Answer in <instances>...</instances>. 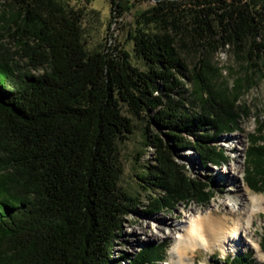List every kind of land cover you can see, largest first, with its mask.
Here are the masks:
<instances>
[{
	"label": "trees",
	"instance_id": "obj_1",
	"mask_svg": "<svg viewBox=\"0 0 264 264\" xmlns=\"http://www.w3.org/2000/svg\"><path fill=\"white\" fill-rule=\"evenodd\" d=\"M120 1L110 0L117 16ZM9 2L0 12V264L163 262L165 243L109 258L128 203L139 205L119 186L117 142L134 129L124 110L145 118L143 147L153 155L137 176L155 189L143 209L209 203L211 187L175 153L190 149L202 166L227 162L215 140L240 131L251 111L239 99L264 78V0L155 3L130 35L144 69L117 44L87 51L80 17L59 0ZM188 45L198 54L192 67L180 54ZM227 47L249 69L231 88L210 59ZM243 163L245 185L264 193V114ZM211 258L254 264L251 252Z\"/></svg>",
	"mask_w": 264,
	"mask_h": 264
},
{
	"label": "rangeland",
	"instance_id": "obj_2",
	"mask_svg": "<svg viewBox=\"0 0 264 264\" xmlns=\"http://www.w3.org/2000/svg\"><path fill=\"white\" fill-rule=\"evenodd\" d=\"M9 1L0 0V12L7 8ZM59 1L65 3L67 8L76 12V15L78 14L80 17L79 24L82 41L87 51L99 50L104 45L113 47L117 44L123 51L128 53L129 60L134 66L139 69L146 67L143 61L136 56L130 35L134 34L136 28H138L137 15L151 8L155 4L154 2L151 0H121L120 3L124 10L120 13V16H117L118 14L111 11L110 0ZM115 10L117 11L118 9L115 8ZM261 40L264 41V36H262ZM2 43L9 49V55L18 60V56L13 54L16 51L13 44L8 41H3ZM180 54L186 59L189 67H192L198 59V54L192 45L182 48ZM210 59L214 66L221 70V78L225 80L228 88H231L236 76H244L249 70L248 68L245 69V65L240 59L236 60L229 47L211 54ZM260 68L262 70L261 73L264 74V62L260 63ZM186 88L190 90L191 86L186 84ZM238 103L245 104L251 112L247 118L240 121V131L224 134L215 140V144L228 155V160L223 166L200 165L196 158L197 156L190 149L175 153L176 162L185 166L192 178L200 182V184H206L211 187L213 198L207 204H198L196 202L180 204L173 211L150 212L143 209V206L151 204L152 201L149 200V197L154 194L155 189L149 184L141 182L137 176L143 175L145 166L152 164L153 155L150 148L143 147L145 118L143 115L136 118L124 110V114L131 119L134 129L127 140L117 142L118 165L121 170L119 186L128 195L137 196L139 205L135 206L131 202L128 203L127 209L129 213L122 218L117 233L119 238L114 241L115 246L109 252L110 259L118 258L125 254H136L149 244L158 245L165 243L167 247L165 258L163 262L158 264L168 261L174 243L173 234L163 226V222H155L153 219L167 220L171 226L178 227L185 221L189 213L195 214L198 212L203 214L214 210L215 216H221L224 205L230 204L228 195L230 194L229 187L231 182L224 172L225 167H234L239 163L241 167L239 176L246 190L254 196H262L264 198V193L251 191L243 181L244 151L247 147V138L255 129L256 119L264 114V78L259 79L255 87L241 96ZM237 136L242 138L243 146L241 148L234 147L236 145L235 137ZM148 183L153 182L148 180ZM253 225L250 228V234L245 235L246 238H244L248 242L244 243L243 240L241 242L244 245H238V248L235 246V250L232 249L226 253L218 249L209 252L200 248L194 252L191 258L192 264H210L212 256L223 260L225 257H233L247 252L252 253L254 264H264V251L259 247L264 229V212L254 214ZM157 227H162V231L158 232ZM133 233L136 235H133Z\"/></svg>",
	"mask_w": 264,
	"mask_h": 264
},
{
	"label": "bare ground",
	"instance_id": "obj_3",
	"mask_svg": "<svg viewBox=\"0 0 264 264\" xmlns=\"http://www.w3.org/2000/svg\"><path fill=\"white\" fill-rule=\"evenodd\" d=\"M235 140L234 147L241 148L242 138L237 136ZM240 168L238 163L234 167L223 169L231 185L228 195L230 204L224 205L221 216H215L214 210L203 214L189 213L178 227L171 226L167 220L153 219L155 222H163V226L173 234L174 243L170 259L163 264H192L191 258L200 248L209 252L218 249L226 253L235 246L238 248V245L242 246L248 242L244 239L245 235H249L250 228L254 226V214L264 212V198L254 196L246 190L239 176ZM157 230L162 231V227H157ZM242 240L244 243H241Z\"/></svg>",
	"mask_w": 264,
	"mask_h": 264
},
{
	"label": "water",
	"instance_id": "obj_4",
	"mask_svg": "<svg viewBox=\"0 0 264 264\" xmlns=\"http://www.w3.org/2000/svg\"><path fill=\"white\" fill-rule=\"evenodd\" d=\"M154 3L162 2V1H179V0H151Z\"/></svg>",
	"mask_w": 264,
	"mask_h": 264
}]
</instances>
